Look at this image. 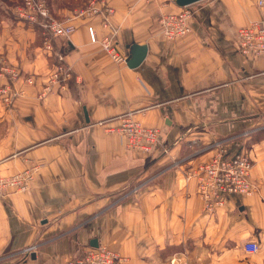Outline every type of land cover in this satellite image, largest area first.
Here are the masks:
<instances>
[{
  "label": "crops",
  "instance_id": "crops-1",
  "mask_svg": "<svg viewBox=\"0 0 264 264\" xmlns=\"http://www.w3.org/2000/svg\"><path fill=\"white\" fill-rule=\"evenodd\" d=\"M88 1L49 0L52 15L75 26L49 51L42 29L0 1V56L34 78L10 106L0 103V176L39 165L27 190L0 193V264H62L93 239L123 264H170L174 254L186 264H264V56L242 54L237 32L264 5L196 1L191 31L167 40L159 18L179 10L174 0H106L107 27L78 15ZM89 24L98 38L114 33L126 57L146 44L145 58L134 68L112 60L90 41ZM58 62L71 79L38 96ZM125 113L160 130L151 152L127 149L107 130ZM216 139L248 151L252 191L206 212L184 173L210 158ZM249 240L257 252L244 250Z\"/></svg>",
  "mask_w": 264,
  "mask_h": 264
},
{
  "label": "built area",
  "instance_id": "built-area-1",
  "mask_svg": "<svg viewBox=\"0 0 264 264\" xmlns=\"http://www.w3.org/2000/svg\"><path fill=\"white\" fill-rule=\"evenodd\" d=\"M191 4L179 6L178 11L163 13L160 16V32L164 39H178L191 31L190 20L194 13ZM258 5H264V0H259ZM9 11L18 20L42 29V46L45 51L52 49V38L67 39L75 30V26L70 22L71 19L60 20L52 15L46 0H20L10 6ZM112 13L113 8L106 0H89L79 10L78 15L85 18L100 16L101 24L107 27L108 18ZM87 32L90 41L99 42L101 49L112 60L125 61L126 55L120 53L114 44V33H106L98 38L93 25L90 24L87 25ZM237 32L239 51L242 54L264 56V16L240 26ZM0 74L6 77V82L0 85V103L5 107L10 106L14 99L23 93L22 84L34 83L32 76L24 75L19 67L9 64L3 56H0ZM71 77L72 72L66 63L54 64L38 96L43 97L58 86L66 85ZM107 130L116 133L127 149L146 153L156 147L160 135L157 127L142 123L131 113L120 115L117 125L109 126ZM226 141L218 140L209 143L208 146L212 149L210 158L186 169L185 177L195 179L196 191L206 212H212L223 206L228 194H249L252 191L250 171L253 161L248 151L240 149L231 152ZM38 167L39 165L33 164L13 174L0 176V193L7 190H27ZM243 248L247 252L255 253L258 251V244L249 240L243 244ZM25 251H31V247L26 248ZM123 261L122 255L108 244L101 242L96 245H85L77 255L68 257L62 264H123ZM169 262L170 264H186L177 254L172 255Z\"/></svg>",
  "mask_w": 264,
  "mask_h": 264
},
{
  "label": "water",
  "instance_id": "water-1",
  "mask_svg": "<svg viewBox=\"0 0 264 264\" xmlns=\"http://www.w3.org/2000/svg\"><path fill=\"white\" fill-rule=\"evenodd\" d=\"M196 1H199V0H174V2L178 6L188 5ZM146 52H147L146 44L133 43L130 46L129 53L125 59L126 64L131 68L138 66L142 62V60L145 58ZM90 243L91 245L97 244L95 239H93Z\"/></svg>",
  "mask_w": 264,
  "mask_h": 264
},
{
  "label": "rangeland",
  "instance_id": "rangeland-1",
  "mask_svg": "<svg viewBox=\"0 0 264 264\" xmlns=\"http://www.w3.org/2000/svg\"><path fill=\"white\" fill-rule=\"evenodd\" d=\"M119 117V116H118ZM118 117H117V119H118ZM109 127V126H108ZM218 141V139H216V140H213L211 143H214V142H217ZM197 149H199V150H202L201 152H204V143H199L198 145H197ZM198 150V151H199ZM192 157V152L190 153V155H189V158H191ZM197 163V162H196ZM195 164V163H194ZM194 164H190L188 167H190L191 165H194ZM188 167L186 168V169H188ZM149 174H147V176H148ZM184 175H186V170H185V173H184ZM185 177V176H184ZM185 179H186V177H185ZM187 180V179H186ZM196 182V181H195ZM136 190V185H134V186H130L128 189H125V191L123 192V194L126 192H128V193H130V192H134ZM196 194H197V191H196ZM198 195V194H197Z\"/></svg>",
  "mask_w": 264,
  "mask_h": 264
},
{
  "label": "trees",
  "instance_id": "trees-1",
  "mask_svg": "<svg viewBox=\"0 0 264 264\" xmlns=\"http://www.w3.org/2000/svg\"><path fill=\"white\" fill-rule=\"evenodd\" d=\"M0 1H4V2H6V5L7 6L8 5L11 6V5H14V4L18 3L20 0H0ZM46 1L48 3L49 8L52 9L51 6H50L49 0H46ZM3 10H4V8H3L2 4L0 3V15L1 14H4V11Z\"/></svg>",
  "mask_w": 264,
  "mask_h": 264
}]
</instances>
